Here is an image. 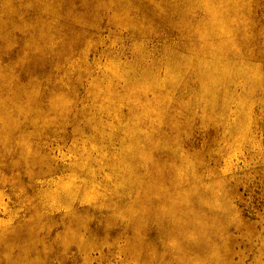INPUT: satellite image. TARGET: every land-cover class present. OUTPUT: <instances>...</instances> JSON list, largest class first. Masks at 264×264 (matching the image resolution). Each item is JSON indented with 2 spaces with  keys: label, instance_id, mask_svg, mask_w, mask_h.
Wrapping results in <instances>:
<instances>
[{
  "label": "rangeland",
  "instance_id": "374dc122",
  "mask_svg": "<svg viewBox=\"0 0 264 264\" xmlns=\"http://www.w3.org/2000/svg\"><path fill=\"white\" fill-rule=\"evenodd\" d=\"M0 264H264V0H0Z\"/></svg>",
  "mask_w": 264,
  "mask_h": 264
},
{
  "label": "bare ground",
  "instance_id": "6f19581e",
  "mask_svg": "<svg viewBox=\"0 0 264 264\" xmlns=\"http://www.w3.org/2000/svg\"><path fill=\"white\" fill-rule=\"evenodd\" d=\"M205 77H206V76H205ZM209 79H210V78H209ZM209 79H208V80H209ZM208 80H207V81H208Z\"/></svg>",
  "mask_w": 264,
  "mask_h": 264
}]
</instances>
